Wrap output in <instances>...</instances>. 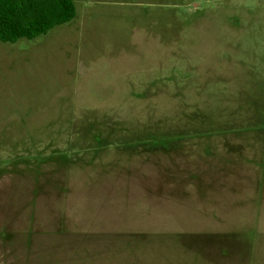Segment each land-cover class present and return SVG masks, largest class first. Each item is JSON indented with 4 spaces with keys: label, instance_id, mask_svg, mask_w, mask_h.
<instances>
[{
    "label": "rangeland",
    "instance_id": "1",
    "mask_svg": "<svg viewBox=\"0 0 264 264\" xmlns=\"http://www.w3.org/2000/svg\"><path fill=\"white\" fill-rule=\"evenodd\" d=\"M0 40V264H264V0H74Z\"/></svg>",
    "mask_w": 264,
    "mask_h": 264
},
{
    "label": "trees",
    "instance_id": "2",
    "mask_svg": "<svg viewBox=\"0 0 264 264\" xmlns=\"http://www.w3.org/2000/svg\"><path fill=\"white\" fill-rule=\"evenodd\" d=\"M75 14L74 0H0V40L34 39Z\"/></svg>",
    "mask_w": 264,
    "mask_h": 264
}]
</instances>
